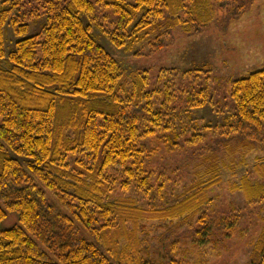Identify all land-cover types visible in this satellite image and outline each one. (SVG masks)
I'll return each instance as SVG.
<instances>
[{"label":"trees","instance_id":"obj_1","mask_svg":"<svg viewBox=\"0 0 264 264\" xmlns=\"http://www.w3.org/2000/svg\"><path fill=\"white\" fill-rule=\"evenodd\" d=\"M233 1L35 0L36 8H28L27 0H0V264H183L187 246L219 247L237 233L234 211L216 219L205 212L226 166L217 151L173 202L145 208L132 196L114 199L117 189L162 194L165 184L146 166L158 151L146 142L171 151L179 136L165 135L172 128L155 109L160 90L150 89L148 71L129 81L86 22L111 10L115 28L104 34L138 56L146 44L151 53L162 51L177 29L185 35L205 29L215 4ZM9 30L16 41L8 51ZM231 96L232 134L219 143L228 157L246 159L264 151V68L235 80ZM206 103H191L185 113ZM230 191L264 202V159ZM11 215L18 224L3 229ZM151 221L188 227L190 238L151 253L139 237ZM250 264H264V230Z\"/></svg>","mask_w":264,"mask_h":264},{"label":"rangeland","instance_id":"obj_2","mask_svg":"<svg viewBox=\"0 0 264 264\" xmlns=\"http://www.w3.org/2000/svg\"><path fill=\"white\" fill-rule=\"evenodd\" d=\"M27 1L28 8H36L35 0ZM215 8L214 19L205 29L192 35L177 29L163 39L162 51L151 53L150 45L146 44L137 49L138 56L114 47L104 34L115 28L116 17L111 10H100L95 21L86 19V22H91L98 42L120 61L129 81L134 72L148 71L150 89L160 90L154 97L155 109L172 128L165 135L173 138L176 132L179 136L177 146L171 151L160 141L146 142L158 151L146 166L155 182L165 184L162 194L156 193L153 198L152 193H139L133 188L126 192L117 189L114 199L132 196L145 208L159 207L166 199L173 202L192 182L204 157L217 151L226 166L221 173L222 184L209 192L211 202L205 212L216 219L234 211L240 224L237 233L219 247L210 244L190 249L187 246L185 255H188L182 261L183 264H250L253 248L264 230V202L249 203L242 193H232L230 187L253 171L257 161L264 159V151H254L246 159L240 153L235 158L228 157L225 142L219 141L232 134L229 125L235 113L231 96L233 82L264 68V0H235L225 5L215 4ZM15 41L9 30L8 51ZM203 89L205 95H202ZM202 98H206V105L189 108L192 115L189 111L185 113L187 106L195 105ZM16 224L18 217L11 215L2 228L10 229ZM162 225L151 221L146 231L139 234L142 245L151 253L157 249L165 253L174 243L179 247L184 236L190 238L188 227L176 230ZM186 240L190 243V239Z\"/></svg>","mask_w":264,"mask_h":264}]
</instances>
